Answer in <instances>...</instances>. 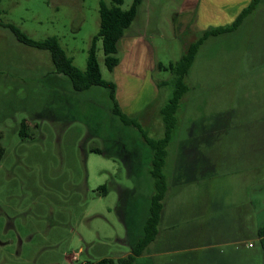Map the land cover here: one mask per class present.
Listing matches in <instances>:
<instances>
[{
  "label": "rangeland",
  "instance_id": "obj_1",
  "mask_svg": "<svg viewBox=\"0 0 264 264\" xmlns=\"http://www.w3.org/2000/svg\"><path fill=\"white\" fill-rule=\"evenodd\" d=\"M100 1L0 0V264H91L131 253L118 188H137L145 207L153 180L147 168L132 178L122 158L93 148L137 157L139 136L110 115L106 87L75 91L48 50L6 26L34 39L57 36L86 70ZM206 1L195 12L192 0H142L114 71L98 41L103 77L151 136L163 134L160 109L173 92L164 83L171 71L159 64L177 62L206 28L234 20ZM187 82L160 233L135 264H264V0L236 30L205 40Z\"/></svg>",
  "mask_w": 264,
  "mask_h": 264
},
{
  "label": "trees",
  "instance_id": "obj_2",
  "mask_svg": "<svg viewBox=\"0 0 264 264\" xmlns=\"http://www.w3.org/2000/svg\"><path fill=\"white\" fill-rule=\"evenodd\" d=\"M262 1L250 0L231 24L206 28L194 41L187 44L185 52L177 62H171L169 65L159 64L160 69L171 71V79L164 81V83H171L173 86L171 97L160 109L164 125L161 136L149 135L137 117L127 114L122 109L117 98V84L115 81L107 80L103 77L98 58V41L101 40L105 55L104 62L107 68L110 71H114L119 65L121 61L117 55L119 43L136 19L142 0H134L128 9L121 7L124 0H111L110 5L104 0L100 1V28L92 39V44L88 51L86 70H81L74 64L73 58L67 54L57 36L52 35L44 39H34L15 24H6L20 42L48 50L55 67L54 71L68 76L75 91H86L92 86L106 87L108 90L110 115L123 128L131 130L139 136L138 143L140 145L137 147L141 151L137 157L136 155L132 156V152L129 153L127 150L112 152L106 146L93 148V151L97 153L109 157L118 156L122 158L128 165V172L132 178H143V170L147 168L149 177L153 180V187L146 199L145 207L140 204L142 199L136 196L137 188H118L119 202L117 211L126 226L127 236L125 241L130 245L131 253L118 258L105 257L91 264H135L137 259L144 254L150 244L158 237L164 216L165 199L171 190L170 181L165 172L169 157V146L179 123L181 102L190 89L187 82L190 69L201 45L207 38L236 30L243 20L258 8ZM27 127V120L23 119L19 131L22 136L26 134ZM104 189L106 192L108 186H105ZM261 244L264 248V240L261 241Z\"/></svg>",
  "mask_w": 264,
  "mask_h": 264
},
{
  "label": "crops",
  "instance_id": "obj_3",
  "mask_svg": "<svg viewBox=\"0 0 264 264\" xmlns=\"http://www.w3.org/2000/svg\"><path fill=\"white\" fill-rule=\"evenodd\" d=\"M206 2L211 5H215L216 12L225 15L226 19H234L238 13L250 2V0H209ZM201 4V0H192V10H195L196 12ZM167 198H169V194ZM258 236L261 241L264 240L263 227L258 230Z\"/></svg>",
  "mask_w": 264,
  "mask_h": 264
},
{
  "label": "built area",
  "instance_id": "obj_4",
  "mask_svg": "<svg viewBox=\"0 0 264 264\" xmlns=\"http://www.w3.org/2000/svg\"><path fill=\"white\" fill-rule=\"evenodd\" d=\"M250 246H253L254 244L253 243H249Z\"/></svg>",
  "mask_w": 264,
  "mask_h": 264
}]
</instances>
